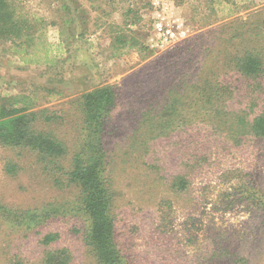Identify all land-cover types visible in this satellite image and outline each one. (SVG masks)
<instances>
[{
  "label": "rangeland",
  "instance_id": "obj_1",
  "mask_svg": "<svg viewBox=\"0 0 264 264\" xmlns=\"http://www.w3.org/2000/svg\"><path fill=\"white\" fill-rule=\"evenodd\" d=\"M9 1L33 25L32 44L40 50L38 55L45 57L48 50L51 58L60 55L50 65L31 64L25 60L26 52L19 54L11 42L1 41L0 97L36 91L39 105L65 116L64 121L45 129L60 135L72 148L79 137L72 125L79 122L76 104L80 96L102 86H111L117 95L114 125L118 127L110 136L118 157L112 167L118 194L116 224L130 259L139 264L185 263L192 261L197 243L204 247L211 237L236 232L241 237L238 246L254 251L255 261L264 264V215L242 194L249 187L240 189L242 195L227 208V197L233 192L229 187L240 180V185L253 186L254 193H264V140L229 149L222 146L224 138L210 135L200 140L205 144L194 146L202 134H190L184 128L151 141L157 145L149 150L151 159L159 156L163 168L188 173L192 183L182 195L153 188L147 178L149 169L130 154L135 124L147 108L146 95L155 93L161 104L166 78L182 76L184 69L188 75H206L202 66L209 60L220 61L223 46L234 48L232 31L224 27L233 21H263L264 0ZM256 39L261 44L257 46L264 47V33ZM23 42L17 40V45ZM212 70L220 79L228 73L225 80L234 81L233 74L219 64L213 63ZM27 152L0 146L2 200L20 209L48 203L68 208L76 193L55 188ZM9 162L18 165L15 175L6 171ZM164 197L171 199L173 208L162 229L159 204ZM81 228L70 216L51 220L39 229L41 234L37 230L29 237L0 227V264H38L41 250L37 242L47 232L60 234L54 248L68 249L70 264H96L84 246ZM191 236L196 241L188 244Z\"/></svg>",
  "mask_w": 264,
  "mask_h": 264
},
{
  "label": "trees",
  "instance_id": "obj_2",
  "mask_svg": "<svg viewBox=\"0 0 264 264\" xmlns=\"http://www.w3.org/2000/svg\"><path fill=\"white\" fill-rule=\"evenodd\" d=\"M16 9L13 2L0 0V42H11L12 48L20 49L17 51L19 54L26 52L25 60L31 64L54 63L53 60L60 54L51 58V51L48 50L45 57L38 55L40 50L32 44L34 27L22 19ZM262 26V19L256 22L248 19L231 22L224 30L231 29L234 48L223 46L220 61L209 60V64L202 66L206 75H188L184 69L182 76L166 78L161 104H158L160 99L155 93L146 95L147 108L143 109L135 124L131 143L133 152L130 154L133 153L135 161H142L149 169L147 178L153 188H163L168 194L182 195L189 191L192 183L188 173L171 172L163 168L159 156L149 157V150L157 146L150 142L159 137L189 128L190 134H202L194 146L205 144L200 140L205 141L212 135L224 138L222 146L229 149L246 147L250 141L264 140V47H258L261 44L256 39L262 38ZM21 39L27 45L24 42L17 45V40ZM127 43L128 40L124 41V45ZM30 49H34L33 53ZM213 63L233 74L234 81L225 80L228 76L226 72V77L220 79L212 70ZM39 101L36 91L32 95L0 97V146L28 151L55 188L71 190L76 194L68 208L48 203L43 207L20 209L6 204L0 197V227L29 237L30 233L46 228L51 220L70 216L82 224L79 232L88 254L96 264H139L127 255L117 233L118 194L112 167L118 157L110 143L111 132L115 134L118 127L114 125L117 108L114 89L111 86L98 87L77 100L80 118L72 128H75L79 137L72 148L60 135L45 129V126L64 121L65 116L60 111L44 107L45 104L39 105ZM195 159L201 163L198 154H195ZM6 171L15 175L19 172L17 163L9 162ZM240 184L241 180L229 187L233 192L227 197V208H232L237 196L247 194L252 205L259 207L264 215V193H254L253 186ZM242 188L245 190L241 194ZM172 208L171 199L162 198L159 204L163 217L160 221L162 229L167 227L168 210ZM41 233L39 230L38 234ZM239 234L234 232L225 237H211L204 247L197 243L192 261L178 262L258 264L254 259V251L243 250L238 246L241 239ZM60 238L57 232H47L38 240L37 248L41 250L38 264L71 263L68 249L54 248ZM195 241L191 236L187 243ZM14 260L16 263L17 258L14 257Z\"/></svg>",
  "mask_w": 264,
  "mask_h": 264
},
{
  "label": "built area",
  "instance_id": "obj_3",
  "mask_svg": "<svg viewBox=\"0 0 264 264\" xmlns=\"http://www.w3.org/2000/svg\"><path fill=\"white\" fill-rule=\"evenodd\" d=\"M159 31H160V32H163L164 30H163V28L159 27Z\"/></svg>",
  "mask_w": 264,
  "mask_h": 264
}]
</instances>
